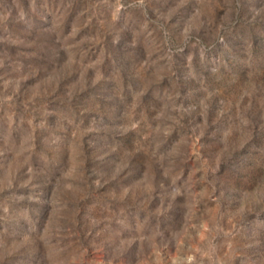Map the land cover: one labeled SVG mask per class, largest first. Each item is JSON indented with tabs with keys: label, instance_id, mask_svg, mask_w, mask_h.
<instances>
[{
	"label": "rangeland",
	"instance_id": "rangeland-1",
	"mask_svg": "<svg viewBox=\"0 0 264 264\" xmlns=\"http://www.w3.org/2000/svg\"><path fill=\"white\" fill-rule=\"evenodd\" d=\"M0 264H264V0H0Z\"/></svg>",
	"mask_w": 264,
	"mask_h": 264
}]
</instances>
